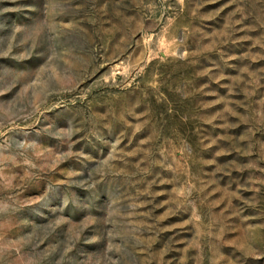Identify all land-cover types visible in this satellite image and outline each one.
<instances>
[{
    "label": "rangeland",
    "instance_id": "obj_1",
    "mask_svg": "<svg viewBox=\"0 0 264 264\" xmlns=\"http://www.w3.org/2000/svg\"><path fill=\"white\" fill-rule=\"evenodd\" d=\"M0 264H264V0H0Z\"/></svg>",
    "mask_w": 264,
    "mask_h": 264
}]
</instances>
